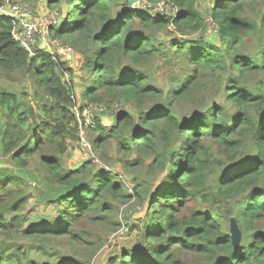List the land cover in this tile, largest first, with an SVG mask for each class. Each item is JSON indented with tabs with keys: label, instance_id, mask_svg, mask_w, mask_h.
Returning a JSON list of instances; mask_svg holds the SVG:
<instances>
[{
	"label": "trees",
	"instance_id": "1",
	"mask_svg": "<svg viewBox=\"0 0 264 264\" xmlns=\"http://www.w3.org/2000/svg\"><path fill=\"white\" fill-rule=\"evenodd\" d=\"M166 1L176 6L174 15L125 9L121 4L116 11L119 0H68L70 15L60 26L52 27L51 36H74L71 43L83 56L82 71L88 78L81 85L83 100L110 103L120 99L140 107L161 97L162 90L150 84L147 75L123 63L128 60L136 65L164 56L166 45L158 43L155 35L169 26L182 34L204 27L198 0ZM255 1L216 0L211 17L223 48L201 38L174 39L169 47L185 58L188 72L182 79H174L167 100L153 110L141 111L137 122L122 112L108 129L98 125L94 148L114 138L119 152L135 148L151 154V167L165 173L164 185L140 198L148 203L151 215L143 233L145 245L140 253L122 254L121 264H173L178 261V249L194 251L211 264H264V80L257 81L259 88L247 82L249 77L264 75V14L259 21L242 14ZM11 28L10 19L0 16V71H25L48 100L38 107L40 111L55 108L64 112L55 119L60 123L37 119L32 105L22 103L13 92L0 91V150L22 168L38 152L35 169H49L56 178L42 177L63 186L59 197L50 201L57 207L56 223L34 225L27 233L69 235L84 245L85 234L75 232L74 224L84 217L105 220L113 201L130 194L116 175L86 163L67 172L61 169L57 153L65 152L67 139L76 132L71 112L73 82L62 81L61 70L68 68L58 55L38 50L30 57L12 38ZM252 39L257 42L256 53L242 52L244 43ZM184 100L200 108L195 116L177 114L175 104ZM208 139L226 152L225 166L217 172L207 155ZM25 185L20 175L0 168V212L23 210L29 197ZM143 189L145 185L135 179L134 193L140 196ZM186 198L196 199L206 208L179 215ZM11 224L17 226L14 218ZM91 251L92 256L95 249ZM88 259L64 258L57 264H89Z\"/></svg>",
	"mask_w": 264,
	"mask_h": 264
},
{
	"label": "rangeland",
	"instance_id": "2",
	"mask_svg": "<svg viewBox=\"0 0 264 264\" xmlns=\"http://www.w3.org/2000/svg\"><path fill=\"white\" fill-rule=\"evenodd\" d=\"M215 2L216 0L197 1V9L204 19V27L202 29L194 32L185 30L186 34H182L176 31L173 26H169L167 31H161L155 35V40L158 43H164L166 45V54L164 56H157L152 60L136 65H131L128 60L124 61L123 66H130L129 68L136 69L144 75H147L148 82L160 88L162 95L153 100H147L140 107H136L134 104L124 102L120 99L112 100L110 103H98L104 105L106 111L97 118L95 128L89 132V138L92 143L100 133L98 125L102 124V127L108 129L114 123L118 111L121 110V112L129 113L137 122L141 111L148 112V110H153L161 105L163 101L167 100V93L174 86V79H182L188 72L185 58L181 59L178 57L176 52L169 47L174 39L195 40L201 38L210 42L212 45L222 47L218 26L215 21H212L213 19L211 17L212 7ZM120 4L125 6V9H141L151 14L167 13L173 15L174 10L177 9L176 6L166 0H159L157 2H149L147 0H119V3H115L114 5L116 11L121 8ZM30 8L32 17L42 21L47 18L49 13L57 12L59 21L61 22L68 16V13L70 15L71 11L68 0H37V2L30 4ZM242 14L248 20L259 21L264 14V0H257L245 6ZM53 29L46 28L44 25L42 26L39 37L44 39L43 42L49 40V38H55L51 36V30ZM73 37L70 35L66 39L60 38L62 48L56 49L50 47L49 52L58 55L60 62L68 68V70H61L63 71L61 73L62 81L73 82L77 101L86 103L87 101L83 100L80 95L81 85H84V81H87L88 78L84 74L85 72L82 71L83 56L73 49L74 47L71 43ZM68 47L70 49H66ZM80 47L82 48V45ZM257 48L256 40L252 39L244 43L242 52L245 51L252 55L256 53ZM261 77L264 80V75L249 77L247 79L248 85L252 88H259L260 84L257 81ZM1 90L13 92L22 103L32 105L37 119L43 117L48 121L60 123V120L55 119H60V117L64 116V112L55 108H51L46 113L40 111L38 107H42V104L44 102L47 103L48 100H46L47 98L43 94L42 88L37 87L33 78L23 70L0 71ZM176 104L175 111L183 118L184 116H195L200 110L198 106H194L186 100ZM68 123L71 126L73 122L69 121ZM66 129L70 131V127H66ZM66 143L67 148L65 152L57 153L61 161L60 167L64 172L79 169L82 164L86 163V165L96 170L98 169L116 175L124 183L130 196L125 199L118 197L114 200L112 203L113 207L110 212L108 211L109 214L105 220H91L88 217H84L80 220V223L74 224L73 230L75 229V232L85 234L84 238L87 242L84 245L69 235L53 236L47 233L43 235H31L27 231L32 226L41 223L49 225V223L55 221L57 207L51 204L50 201L59 197L63 186L51 184L42 177L45 174L51 178H56L48 173L49 169L44 166L38 169L39 171L35 169V163L39 159L38 152L32 154L31 158H29L30 163L28 166L22 168L11 159L10 154L0 150V168L11 170L20 175L27 182L25 186L29 193L28 200L22 211L13 213L8 209H4L0 212V255L3 256L0 264H16L17 260H21L22 263L32 261L41 264H57L63 262L64 258L71 260L89 258V264H121L120 257L122 254L131 253L134 255L142 251L145 245L143 233L148 229V221L151 215L148 214V203L141 201L140 198L146 195L149 197V192L154 193L164 185L163 178L165 173L159 170L156 171L151 167L153 163V156L151 154L140 153L135 148L126 153L119 152L114 138H108L103 143H100L97 148L93 147L94 157L89 160L81 157L75 132H73L72 138L67 139ZM206 143L211 168L215 172L220 171V167L225 166L226 152L211 139H208ZM135 179L145 185V189L142 190L140 196H137L133 190ZM199 207L201 209L206 208L200 201L186 198L182 201L179 215L187 213L190 209H198ZM13 218L17 226L11 224V219ZM159 242L161 243V240ZM90 243L91 245L87 247ZM85 247H87L86 256ZM93 248L95 252L91 256V249ZM176 255H178V261L173 264H211L206 261L204 256L191 250L178 249Z\"/></svg>",
	"mask_w": 264,
	"mask_h": 264
},
{
	"label": "built area",
	"instance_id": "3",
	"mask_svg": "<svg viewBox=\"0 0 264 264\" xmlns=\"http://www.w3.org/2000/svg\"><path fill=\"white\" fill-rule=\"evenodd\" d=\"M176 10L177 9L174 10V14ZM0 16L10 19L12 24V38L30 57L36 55L38 50L53 55L54 53L49 52L50 47L56 49L62 48V42L58 38H49V40L43 42L44 39L39 37L43 25L46 28L61 25L62 21H59L57 12L49 13L47 18L42 21L32 17L29 3L21 0H4L3 4L0 5ZM66 49H70V47ZM71 98L73 101L71 112L76 120L75 136L80 155L83 159L89 160L94 157L93 143L89 138V132L95 128L97 118H99L103 112L105 113L106 107L98 103L78 102L75 94H72ZM120 113H122L121 110L118 111L116 115Z\"/></svg>",
	"mask_w": 264,
	"mask_h": 264
},
{
	"label": "clouds",
	"instance_id": "4",
	"mask_svg": "<svg viewBox=\"0 0 264 264\" xmlns=\"http://www.w3.org/2000/svg\"><path fill=\"white\" fill-rule=\"evenodd\" d=\"M20 46V45H19Z\"/></svg>",
	"mask_w": 264,
	"mask_h": 264
}]
</instances>
